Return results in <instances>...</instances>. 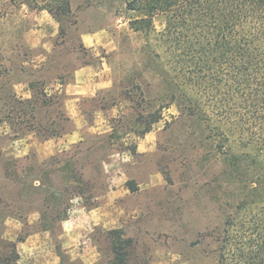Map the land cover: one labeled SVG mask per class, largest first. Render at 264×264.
I'll use <instances>...</instances> for the list:
<instances>
[{"label":"rangeland","instance_id":"1","mask_svg":"<svg viewBox=\"0 0 264 264\" xmlns=\"http://www.w3.org/2000/svg\"><path fill=\"white\" fill-rule=\"evenodd\" d=\"M130 1L0 0V257L109 264L116 235L143 264H219L244 178H228L223 138L165 101L167 17ZM88 65L91 92L74 86Z\"/></svg>","mask_w":264,"mask_h":264},{"label":"trees","instance_id":"2","mask_svg":"<svg viewBox=\"0 0 264 264\" xmlns=\"http://www.w3.org/2000/svg\"><path fill=\"white\" fill-rule=\"evenodd\" d=\"M128 4L144 11V21L166 15L161 35L176 84L164 99L180 102L184 115L206 122L209 138H223L228 178H244L245 193L225 222L219 264H264V0ZM232 139L251 151L229 152ZM132 241L114 235L109 264H143L131 258ZM11 248L0 264H17L16 245Z\"/></svg>","mask_w":264,"mask_h":264},{"label":"crops","instance_id":"3","mask_svg":"<svg viewBox=\"0 0 264 264\" xmlns=\"http://www.w3.org/2000/svg\"><path fill=\"white\" fill-rule=\"evenodd\" d=\"M82 38L84 42L87 43L88 46H95L98 44L99 36L95 32L93 33L89 32V33L83 34ZM91 72H94L93 65H88V66L78 69L76 71V84H74V86L85 89L86 92H91L93 88L95 89L99 84V83H96L95 80H93L94 82H92L91 84H89L87 81L85 82L81 81L82 77H85L86 74L91 73ZM78 92L83 93L84 91H78ZM31 242L32 241L29 240L26 243L31 244ZM35 247H37V245L34 246V249H33L34 251H36Z\"/></svg>","mask_w":264,"mask_h":264}]
</instances>
